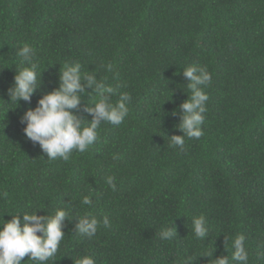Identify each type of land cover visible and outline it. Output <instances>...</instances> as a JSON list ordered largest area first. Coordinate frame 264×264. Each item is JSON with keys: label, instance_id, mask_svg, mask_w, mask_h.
I'll return each instance as SVG.
<instances>
[{"label": "trees", "instance_id": "trees-1", "mask_svg": "<svg viewBox=\"0 0 264 264\" xmlns=\"http://www.w3.org/2000/svg\"><path fill=\"white\" fill-rule=\"evenodd\" d=\"M24 43L35 49L41 83L30 103L17 104L8 89ZM74 62L130 93L129 115L103 123L86 152L49 160L26 138L21 118ZM192 64L207 66L212 82L203 135L186 138L181 152L169 139L182 135L175 126L188 92L183 69ZM95 95L87 87L81 94L74 110L81 120H92L85 109ZM85 195L93 206L81 204ZM61 207L69 211L65 236L46 264H75L83 255L96 264L220 257L235 264L238 234L249 264H264V0H0V223ZM85 213L107 215L111 227L101 224L91 239L78 235ZM201 214L209 231L198 239L192 218ZM166 227L176 229L171 240L158 235ZM23 264L36 262L26 256Z\"/></svg>", "mask_w": 264, "mask_h": 264}, {"label": "clouds", "instance_id": "clouds-1", "mask_svg": "<svg viewBox=\"0 0 264 264\" xmlns=\"http://www.w3.org/2000/svg\"><path fill=\"white\" fill-rule=\"evenodd\" d=\"M18 55L21 66L17 68L14 83L8 89V96L11 103L19 104L21 100L30 103L41 83V73L34 60L35 49L24 43ZM107 70H113L111 63L107 65ZM183 76L188 81L187 99L179 106L180 123L175 126L182 135H173L169 139L170 146L179 148L181 152L184 151L186 138L199 139L203 135L201 126L209 100L206 89L212 82V74L207 66L198 64L184 68ZM86 87L94 88L96 92L94 102L91 103L94 106L85 109L92 116L91 121L81 120L74 111L80 105L81 94ZM106 93L118 95V99L113 102ZM130 101V93L121 92L119 86L113 87L106 80H97L95 73L84 72L79 62L68 63L60 72L59 87L44 94L35 108H29L24 113L21 118V123L26 125L23 132L27 139L40 145L49 160L59 158L67 161L73 151L84 153L97 141L98 129L103 123H123L129 115ZM172 115H177V111H173ZM113 158L117 157L114 155ZM105 181L116 191L115 177L107 176ZM3 196L6 197L7 193H3ZM81 204L93 206L91 196H83ZM11 216L10 220L0 223V264H23L26 256L36 264H46L57 254L65 236L64 222L69 216L67 208H57L54 214L46 216L37 215V211H24L22 220L21 214ZM78 217L76 232L82 237H94L101 224L105 228L111 227L107 215L102 221L90 213ZM208 231L207 220L203 214L192 218V232L196 238H204ZM158 235L162 240H171L176 236V229L162 228ZM245 240L246 237L242 234L232 240L231 258L235 264H249ZM205 255L212 257L213 253ZM74 262L96 264L93 255H83ZM179 264H189V261L183 259ZM211 264H229V261L227 257H220L212 259Z\"/></svg>", "mask_w": 264, "mask_h": 264}]
</instances>
